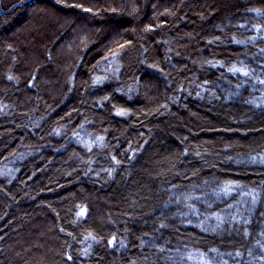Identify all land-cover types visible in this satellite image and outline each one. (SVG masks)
Listing matches in <instances>:
<instances>
[{
	"label": "trees",
	"instance_id": "1",
	"mask_svg": "<svg viewBox=\"0 0 264 264\" xmlns=\"http://www.w3.org/2000/svg\"><path fill=\"white\" fill-rule=\"evenodd\" d=\"M264 0H0V264H264Z\"/></svg>",
	"mask_w": 264,
	"mask_h": 264
},
{
	"label": "rangeland",
	"instance_id": "2",
	"mask_svg": "<svg viewBox=\"0 0 264 264\" xmlns=\"http://www.w3.org/2000/svg\"><path fill=\"white\" fill-rule=\"evenodd\" d=\"M263 98H264V96H263Z\"/></svg>",
	"mask_w": 264,
	"mask_h": 264
}]
</instances>
